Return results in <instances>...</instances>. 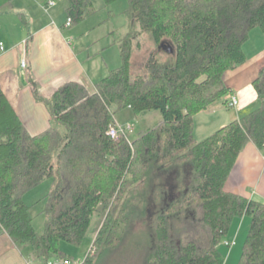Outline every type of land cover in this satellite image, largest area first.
<instances>
[{
    "label": "trees",
    "instance_id": "trees-1",
    "mask_svg": "<svg viewBox=\"0 0 264 264\" xmlns=\"http://www.w3.org/2000/svg\"><path fill=\"white\" fill-rule=\"evenodd\" d=\"M67 1L72 26L96 13L91 0ZM127 1L141 30L170 53L162 61L153 51L146 75L132 74L128 34L119 43L122 65L96 83V93L77 83L50 99L35 91L51 115L35 136L0 88V236L31 247L37 264L71 260L62 243L80 246L103 205L98 253L74 264H226L221 246L234 221L249 217L238 264H264V203L225 190L246 146L264 148V68L254 82L257 110L201 142L194 125L229 93L224 74L246 62L253 30L264 33V0ZM127 108L162 118L132 142L114 140L115 114ZM51 178L39 235L26 197Z\"/></svg>",
    "mask_w": 264,
    "mask_h": 264
},
{
    "label": "crops",
    "instance_id": "crops-1",
    "mask_svg": "<svg viewBox=\"0 0 264 264\" xmlns=\"http://www.w3.org/2000/svg\"><path fill=\"white\" fill-rule=\"evenodd\" d=\"M68 7L67 0H56L54 7H48L47 0H0V88L27 131L34 136L51 126L49 110L45 103L37 100L35 91L50 99L64 85L77 83L96 93V83L122 65L118 55L112 61L121 65L113 69L107 60L98 61L94 54L84 57L85 51L95 43L84 40L87 33L79 34L81 43H76L78 34L70 29L73 26L66 25ZM251 36L244 47L246 62L224 74L229 93L194 118L195 130L198 128L201 136L199 142L261 106L254 82L264 68V33L255 29ZM117 47L119 49V44ZM23 60L27 62L26 68L22 67ZM233 96L238 100L235 112L228 106ZM225 190L264 203V148H258L253 142L246 146ZM250 226L249 217L235 220L227 241H235L238 246L242 236L245 242ZM243 244L239 253L223 251L226 264L233 260L235 264L239 262ZM29 248H17L12 238L3 234L0 236V264H37Z\"/></svg>",
    "mask_w": 264,
    "mask_h": 264
},
{
    "label": "rangeland",
    "instance_id": "rangeland-1",
    "mask_svg": "<svg viewBox=\"0 0 264 264\" xmlns=\"http://www.w3.org/2000/svg\"><path fill=\"white\" fill-rule=\"evenodd\" d=\"M91 1L94 4L96 13L82 24L70 28L72 32L78 34V36L76 35L77 37H75L78 45L81 43L78 40L80 39L79 34L81 33H87L88 36L84 39L85 41H92V43H95L85 51L86 53H84V57L94 54V58L98 59V61L102 60L105 62L107 60L111 69L116 68L121 65V63L119 65L112 61L115 55L120 57L117 46L123 41L126 35L130 34L133 38L132 74L134 77L138 75H146L145 65L153 51L158 50V58L160 60L166 61L169 59L170 53L164 49L160 50L153 43L149 34L141 30L140 25L134 19V14L127 12L129 7L127 0H118L109 7H105L104 0ZM14 21H16V23L19 22L18 19H14ZM254 40L255 36H253L252 43H254ZM72 42L73 44L75 43L74 41ZM165 44L169 45L170 43L169 41H166ZM109 62L112 64L110 65ZM230 111L235 112V108ZM161 118V113L158 111L150 113L145 118L139 117L138 115H135L130 108L120 110L115 114V122L118 126H132V130L128 131L126 134L130 142L137 139L141 131L156 127ZM195 138L197 141L201 139L198 128L195 130ZM117 141H119V139ZM53 185L54 179H46L38 188L28 194L26 198V203L31 208L30 214L33 217V226L39 235H42L45 230V197L48 195ZM106 213L108 214V212L104 210L103 205H100L92 217L89 231L87 232L84 242L80 246H72L67 243H62V250L74 263L85 260L89 254L92 257L97 255L98 249L93 243L105 224ZM137 229L139 230L140 226H137ZM243 240L244 238L240 236L238 246H236L237 243L235 242L233 247L221 248V250L226 253H230L232 250H234V253L237 251L239 253L243 244L242 242H244ZM234 262L235 260L229 261L227 264H235ZM236 264H238V261Z\"/></svg>",
    "mask_w": 264,
    "mask_h": 264
},
{
    "label": "built area",
    "instance_id": "built-area-1",
    "mask_svg": "<svg viewBox=\"0 0 264 264\" xmlns=\"http://www.w3.org/2000/svg\"><path fill=\"white\" fill-rule=\"evenodd\" d=\"M47 5L48 7H54L56 5V0H47ZM66 25L68 27H71L72 26V21L71 19L67 20V23ZM27 66V62L26 60H23L22 61V67L23 68H26ZM228 106L230 108H235L238 106V100L235 96H233L229 103H228ZM132 127L131 125H128L127 127H120V126H114V127H111L109 132H108V135L114 139V140H120V139H123V138H126V134H127V131L131 130ZM235 245V241H227L225 240L223 242V246L227 247V248H231ZM48 264H74L71 260L69 259H56V260H52L50 261Z\"/></svg>",
    "mask_w": 264,
    "mask_h": 264
}]
</instances>
